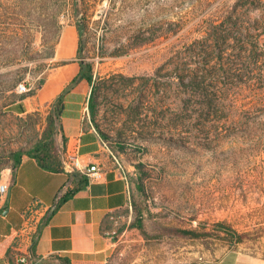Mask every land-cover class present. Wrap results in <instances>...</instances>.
Masks as SVG:
<instances>
[{
  "label": "rangeland",
  "instance_id": "374dc122",
  "mask_svg": "<svg viewBox=\"0 0 264 264\" xmlns=\"http://www.w3.org/2000/svg\"><path fill=\"white\" fill-rule=\"evenodd\" d=\"M263 11L264 0H0V170L10 150L41 136L54 101L33 96L62 25L79 22V58L92 62L95 80L97 112L86 119L129 174L144 215L132 256L191 264L235 250L264 259V61L242 51L248 31L264 50L252 27ZM21 82L28 92H17ZM20 98L25 112L15 108Z\"/></svg>",
  "mask_w": 264,
  "mask_h": 264
},
{
  "label": "crops",
  "instance_id": "0c3cea01",
  "mask_svg": "<svg viewBox=\"0 0 264 264\" xmlns=\"http://www.w3.org/2000/svg\"><path fill=\"white\" fill-rule=\"evenodd\" d=\"M78 46L76 24L65 23L52 56L53 66L33 97L38 104L52 103L63 93L56 145L62 156L77 155L83 167L102 166L104 176L79 185V175L70 180L68 170H46L26 153L14 172L10 166L1 169L0 179L8 188L0 195V264H18L19 255H30L33 242L40 258L66 256L72 264H139L131 253V248L141 242L131 225L133 182L116 164L100 130L86 119L90 85L80 79L65 91L79 72ZM74 188L77 190L54 209L59 198ZM31 206H42L44 210L34 214L38 218L36 232H22L24 211ZM112 217H120L119 226ZM191 264H264V259L229 250L217 258H199Z\"/></svg>",
  "mask_w": 264,
  "mask_h": 264
},
{
  "label": "trees",
  "instance_id": "16d2710c",
  "mask_svg": "<svg viewBox=\"0 0 264 264\" xmlns=\"http://www.w3.org/2000/svg\"><path fill=\"white\" fill-rule=\"evenodd\" d=\"M254 23L255 25H253L252 27L259 29V35L264 34V11L261 13L259 19L255 20ZM78 33H79L78 57H81L83 42L81 40L82 31H81V24L79 22H78ZM257 50H259L262 53H259ZM242 51L245 53L247 52L248 55L253 53L255 57L261 58V59H257L256 60L257 62L264 61V50L259 49L258 37H256L254 33L248 31L246 35H244ZM79 65L80 68L78 74L72 79L71 83L66 87L65 91L70 87H72L80 79H85L87 81V83L91 87V91L88 98V109H89L90 117L93 120L97 112L96 104L95 101L93 100V93L95 90L93 64L90 61H85L82 58H80ZM240 78H243V80L246 79L245 77L242 76ZM248 78L249 77H247V79ZM189 83L192 86H201V81L197 77L189 79ZM62 100H63V93H61L52 103L51 109L47 114L46 124L41 133V136L35 141V143L32 146H30L27 149H15V150H10L8 152V156L12 160L10 167L12 168L13 172L16 170L17 165L20 162L21 156L24 153L33 156L37 160L38 164L46 170L64 171L62 165L61 153L56 145V140H55L56 134L61 129L60 120H61ZM15 108L20 112H25V108L22 106L21 103L15 104ZM96 129L98 128L96 127ZM75 175L80 176L79 185H85L89 182L86 175H84L78 170L68 172V176L70 180ZM138 188L141 189L140 186H138ZM76 190L77 188L71 189L67 191L63 196H61L57 201V203L55 204L54 209L57 208L62 201H64L67 197L72 195ZM133 206L134 208H136L137 213L135 216V220L131 225L137 227L141 233L145 234L146 231H145V226L143 224V216H144L143 212L137 205L136 206L133 205ZM163 229L171 235L174 234L184 238H199L203 236L201 232L190 229H183L178 227H163ZM229 233L232 234L233 241L241 242L243 240L244 237L243 234H239L231 231ZM57 258L60 261L59 264H72L71 260L66 256H57ZM29 259H33V260L40 259V257H38L34 252V242L30 249Z\"/></svg>",
  "mask_w": 264,
  "mask_h": 264
},
{
  "label": "built area",
  "instance_id": "2783aa9c",
  "mask_svg": "<svg viewBox=\"0 0 264 264\" xmlns=\"http://www.w3.org/2000/svg\"><path fill=\"white\" fill-rule=\"evenodd\" d=\"M16 90L18 93L21 94V93L28 92L30 88L27 86L25 82H21V83H18V85L16 86ZM86 114H88V107H86ZM62 165H63V168L68 170L69 172L74 171V170L80 171L81 173L86 175V177L88 178V181L101 179L105 173V169L98 164L83 167L81 165L80 158L73 153H67L62 156ZM7 188H8V184L1 181L0 179V195H4ZM43 210L44 208L42 206H36V207L31 206L27 208L24 211L25 219H24V225L21 231L23 232V230H27L29 232H32V231L36 232V227L38 225V218L37 216H34V214H38L42 212ZM112 220L114 224L116 225V227L120 225V217H112ZM115 233L116 231L111 232V235ZM28 257L29 255L27 254L19 255L17 257V263L25 264Z\"/></svg>",
  "mask_w": 264,
  "mask_h": 264
}]
</instances>
